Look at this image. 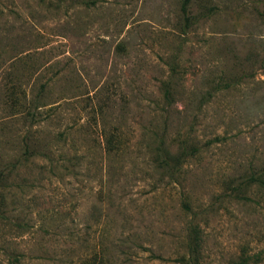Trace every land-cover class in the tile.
Wrapping results in <instances>:
<instances>
[{"label": "rangeland", "instance_id": "rangeland-1", "mask_svg": "<svg viewBox=\"0 0 264 264\" xmlns=\"http://www.w3.org/2000/svg\"><path fill=\"white\" fill-rule=\"evenodd\" d=\"M180 4L0 0V264H264V0Z\"/></svg>", "mask_w": 264, "mask_h": 264}, {"label": "trees", "instance_id": "trees-1", "mask_svg": "<svg viewBox=\"0 0 264 264\" xmlns=\"http://www.w3.org/2000/svg\"><path fill=\"white\" fill-rule=\"evenodd\" d=\"M189 2H190V0H181V4H180V10H181L185 20L188 17L187 16V10H188ZM162 88H163V96L165 98H169L171 95L169 85L166 83H162ZM195 150H196V147H194V146L191 147L189 154H192L193 151H195ZM163 162L165 163L164 165L166 166V168L169 169L167 157L163 158ZM183 206L185 208H188L186 203H183ZM198 245H199L198 235L196 234V231L194 229H191V232L189 234H187V236H186V247H187L188 259H190V260H196L197 259Z\"/></svg>", "mask_w": 264, "mask_h": 264}]
</instances>
